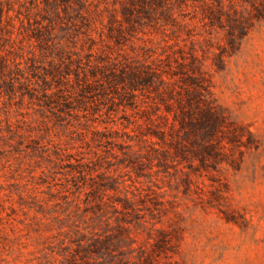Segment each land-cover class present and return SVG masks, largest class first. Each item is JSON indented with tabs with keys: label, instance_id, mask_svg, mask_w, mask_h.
Masks as SVG:
<instances>
[{
	"label": "rangeland",
	"instance_id": "1",
	"mask_svg": "<svg viewBox=\"0 0 264 264\" xmlns=\"http://www.w3.org/2000/svg\"><path fill=\"white\" fill-rule=\"evenodd\" d=\"M0 264H264V0H0Z\"/></svg>",
	"mask_w": 264,
	"mask_h": 264
},
{
	"label": "trees",
	"instance_id": "2",
	"mask_svg": "<svg viewBox=\"0 0 264 264\" xmlns=\"http://www.w3.org/2000/svg\"><path fill=\"white\" fill-rule=\"evenodd\" d=\"M106 36L107 38L109 37V34H99V39L102 40V37ZM88 41L90 42H94V40L87 36ZM101 60L99 59H95V62L98 64V65H101V67L103 68V71H109L110 73H113L112 71H115L116 70V64H120V63H128L129 61H134V58L132 56H129L128 54H125L123 56L120 57V60H118L117 62H112L111 64V67H109V65H103L102 62H100ZM143 67V66H142ZM145 68V67H144ZM154 74L152 73H147L145 74L144 77H140L137 73H135L134 71H131L127 76H121L118 78V81L120 82H124L125 80H128L129 81V84L131 85L132 81H138L141 79V81H143L144 83H146V81L148 82L150 79V77H154L156 74L155 72H153ZM80 91H91L92 90V83L91 81L90 82H83L82 84H80ZM44 91V90H43ZM47 98L51 99V96H48ZM58 121H65L64 118H60L58 119ZM66 123H69L68 121ZM95 136L97 137H105L104 133L102 132H97L95 131L93 133ZM80 154L81 153H78L77 155L76 154H65L64 156L67 157L68 161H70L69 159L73 160L74 163H71L69 165H71L72 167H75V166H80V165H84L82 164L83 162H81V159H80ZM94 160H99L100 159V154L97 153V152H94ZM74 169V168H73Z\"/></svg>",
	"mask_w": 264,
	"mask_h": 264
}]
</instances>
